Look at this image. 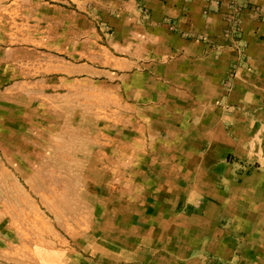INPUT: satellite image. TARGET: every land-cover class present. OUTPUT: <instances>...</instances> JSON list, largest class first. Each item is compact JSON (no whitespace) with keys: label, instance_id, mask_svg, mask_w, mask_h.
I'll return each instance as SVG.
<instances>
[{"label":"rangeland","instance_id":"1","mask_svg":"<svg viewBox=\"0 0 264 264\" xmlns=\"http://www.w3.org/2000/svg\"><path fill=\"white\" fill-rule=\"evenodd\" d=\"M91 8L0 0V264H264V193L191 205L104 153L110 108L67 57L76 21L102 22Z\"/></svg>","mask_w":264,"mask_h":264},{"label":"crops","instance_id":"2","mask_svg":"<svg viewBox=\"0 0 264 264\" xmlns=\"http://www.w3.org/2000/svg\"><path fill=\"white\" fill-rule=\"evenodd\" d=\"M87 1L102 22L76 21L67 57L83 60L85 87L110 108L104 153L191 205L204 188L213 203L219 186L264 193V0H239L237 38L229 0Z\"/></svg>","mask_w":264,"mask_h":264},{"label":"built area","instance_id":"3","mask_svg":"<svg viewBox=\"0 0 264 264\" xmlns=\"http://www.w3.org/2000/svg\"><path fill=\"white\" fill-rule=\"evenodd\" d=\"M244 10L243 6L240 4L239 0H230L229 1V12L226 14V20L231 25V32L229 35H232L234 38L241 34V13ZM242 46H239L238 51Z\"/></svg>","mask_w":264,"mask_h":264}]
</instances>
